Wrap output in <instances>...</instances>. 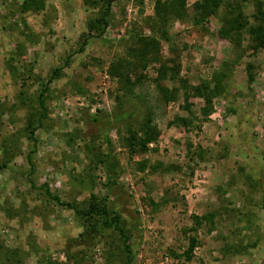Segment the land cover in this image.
Masks as SVG:
<instances>
[{"label": "rangeland", "instance_id": "obj_1", "mask_svg": "<svg viewBox=\"0 0 264 264\" xmlns=\"http://www.w3.org/2000/svg\"><path fill=\"white\" fill-rule=\"evenodd\" d=\"M23 1L0 0V264L4 256H11V264H124L117 235L97 220L78 219L46 188L79 208L105 199L107 171L92 156L80 117L117 110L119 82L109 69L120 60L135 63L130 38L157 29V0H113L103 36L111 45L89 31L101 11L95 0H44L38 12H23ZM198 1L185 0L186 8ZM225 2H236L248 18L255 13L248 0ZM225 12L203 28L167 21L162 60L173 62L192 86L210 81L237 58L234 44L218 34ZM159 67L150 62L142 78L132 77L139 83L129 98L137 122L152 118L158 140L134 154L127 129L108 134L117 162L112 177L123 189L107 203L134 233L133 264H165L164 256L166 264H264V50L247 53L229 70L208 118L205 101L190 97L189 127L173 125L189 113L183 96L164 101L162 88L174 82L159 85ZM55 69L61 71L50 83ZM44 90L49 114L35 144L29 124L38 126L37 96ZM210 214L212 222L196 225V218ZM191 238L196 247L188 260Z\"/></svg>", "mask_w": 264, "mask_h": 264}, {"label": "trees", "instance_id": "obj_2", "mask_svg": "<svg viewBox=\"0 0 264 264\" xmlns=\"http://www.w3.org/2000/svg\"><path fill=\"white\" fill-rule=\"evenodd\" d=\"M90 4L91 0H85ZM255 6V13L250 17H246L240 5L237 3H226L225 0H199L194 4L192 9L186 8L185 0H157L156 3V17L154 24H157V29L152 35L136 34L130 38L133 45V55L135 63L130 61L120 60L118 63L111 65L109 72L111 76L118 80L119 91L121 95L116 97L117 110L112 113L99 111L94 115L86 114L80 117L81 124L84 125L87 131V140L93 153L94 159L101 164L107 171L106 197L104 200L98 198L91 199L84 208H79L76 204L65 203L58 196L52 194L49 188H46V194L58 205L65 206L77 216L78 219L83 221L97 220L99 227L102 230H111L114 235H117L120 244L118 245L119 253L124 256V264H133V250L131 241L133 234L123 220L122 216L114 209H110L109 197L113 192L123 189L119 185L117 179L112 177L117 171V162L113 156L111 143L108 139V134L117 128L123 127L127 129L128 136L126 144L130 151L136 153H146L151 143L158 140L160 132L153 125L152 118L147 117L141 122H137L135 113L131 111L132 105L129 98L134 94L136 83L138 84L139 78H142V72L146 70L150 62L160 63L158 70L157 83L161 85L166 79H172L174 85L172 88H162V96L164 101L178 100L183 96L185 99L184 109L189 113L188 117L177 116L173 121V125L189 127L193 123V112L189 105L190 97L202 98L206 106L202 109L205 118L210 116L213 110V99L223 95L224 81L228 78V72L231 68L237 65L247 53L257 54L264 50V0H248ZM95 5L100 6V14L97 19L89 23V31L97 32L96 39H106V29L110 25L113 11V0H95ZM45 8L44 0H24L22 3L23 12L28 11H41ZM221 9H225V15L222 19V26L218 32L220 38L229 40L234 44L233 50L237 58L232 63H225L226 67L223 71L214 74L210 81H203L199 86H192L188 80L180 78L176 70L171 67L170 63L165 62L161 57V42H169L168 33L165 32L167 24L172 18L179 20H187L194 27L203 28L209 24L211 18L216 17ZM91 33V35H93ZM159 34V37L156 36ZM94 38V36H91ZM247 40L248 46L244 48L243 42ZM108 45L114 43L106 41ZM88 40L85 41L82 52ZM175 63V62H174ZM251 69V66H247ZM61 69H55L52 72L50 83L57 77ZM133 76L138 77L136 82ZM252 79V78H251ZM48 91V88H46ZM46 91L44 90L37 96V105L40 111V120L38 126L35 122H30V137L36 144L35 134L36 131L43 125V119H46L49 110L46 102ZM85 131V132H86ZM31 157V156H30ZM29 164L32 165V158H29ZM6 164H3L2 169ZM33 166V165H32ZM215 214H210L202 218H196V225L200 226L202 222H212ZM137 230V235L141 230V224L134 226ZM190 231L194 232L195 229L191 228ZM135 232V231H134ZM136 235V233H135ZM196 247V239L191 238L189 242V250L185 253V257L191 260L192 252ZM235 249V248H233ZM231 250V249H230ZM244 250V248H242ZM5 257V264H11V256ZM112 257V256H111ZM3 258L1 259V261ZM21 264V262H20Z\"/></svg>", "mask_w": 264, "mask_h": 264}, {"label": "built area", "instance_id": "obj_3", "mask_svg": "<svg viewBox=\"0 0 264 264\" xmlns=\"http://www.w3.org/2000/svg\"><path fill=\"white\" fill-rule=\"evenodd\" d=\"M107 78H108V77H107ZM163 261H164L165 264L168 263V261H169V257H168V256H164Z\"/></svg>", "mask_w": 264, "mask_h": 264}]
</instances>
